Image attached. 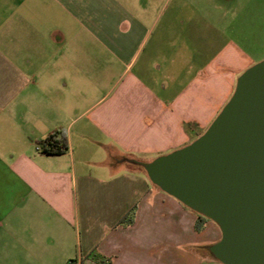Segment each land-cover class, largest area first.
<instances>
[{
    "label": "crops",
    "instance_id": "obj_1",
    "mask_svg": "<svg viewBox=\"0 0 264 264\" xmlns=\"http://www.w3.org/2000/svg\"><path fill=\"white\" fill-rule=\"evenodd\" d=\"M169 1L0 0V264H201L219 238L127 161L201 135L249 66L193 0L146 20Z\"/></svg>",
    "mask_w": 264,
    "mask_h": 264
},
{
    "label": "water",
    "instance_id": "obj_2",
    "mask_svg": "<svg viewBox=\"0 0 264 264\" xmlns=\"http://www.w3.org/2000/svg\"><path fill=\"white\" fill-rule=\"evenodd\" d=\"M143 168L162 192L214 222L221 264H264V59L245 69L204 132Z\"/></svg>",
    "mask_w": 264,
    "mask_h": 264
},
{
    "label": "rangeland",
    "instance_id": "obj_3",
    "mask_svg": "<svg viewBox=\"0 0 264 264\" xmlns=\"http://www.w3.org/2000/svg\"><path fill=\"white\" fill-rule=\"evenodd\" d=\"M193 1L200 10H203V12H209V20H213L212 22L215 36L219 31L225 32L226 38H224L222 44L230 41L238 49H240L238 57L240 60L244 58L246 60V64L249 63V66L245 69L264 59V0ZM175 2L176 0H170L167 5H164V7H161V4L157 5L151 10V14L146 18V20H167L168 13L173 8ZM197 18L200 20L202 19L201 16H198ZM214 41V49H216L218 40L215 38ZM227 52H229V50H227ZM238 62V58L233 56L230 52L229 58L227 59L228 65H232L233 63L237 64ZM230 95L227 97V100ZM216 115L217 114H215V116ZM136 168L143 170L140 166H136ZM219 238L217 240H219ZM210 245L211 244L198 246L197 250L195 248H189V252L195 254L197 251L199 259L202 260L200 262L201 264H221L211 255L208 249Z\"/></svg>",
    "mask_w": 264,
    "mask_h": 264
},
{
    "label": "trees",
    "instance_id": "obj_4",
    "mask_svg": "<svg viewBox=\"0 0 264 264\" xmlns=\"http://www.w3.org/2000/svg\"><path fill=\"white\" fill-rule=\"evenodd\" d=\"M39 149L42 153L47 155H59L68 150V143L66 135L61 130H53L49 132L43 139L38 141ZM197 214V221L195 229L200 230L204 220H207L204 216Z\"/></svg>",
    "mask_w": 264,
    "mask_h": 264
}]
</instances>
